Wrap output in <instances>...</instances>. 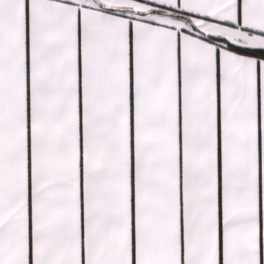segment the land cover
<instances>
[{
	"label": "snow or ice",
	"instance_id": "obj_1",
	"mask_svg": "<svg viewBox=\"0 0 264 264\" xmlns=\"http://www.w3.org/2000/svg\"><path fill=\"white\" fill-rule=\"evenodd\" d=\"M0 264H264V0H0Z\"/></svg>",
	"mask_w": 264,
	"mask_h": 264
}]
</instances>
